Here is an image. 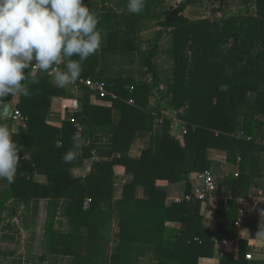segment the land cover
I'll return each instance as SVG.
<instances>
[{
	"label": "trees",
	"instance_id": "obj_1",
	"mask_svg": "<svg viewBox=\"0 0 264 264\" xmlns=\"http://www.w3.org/2000/svg\"><path fill=\"white\" fill-rule=\"evenodd\" d=\"M215 1L222 7L232 0ZM11 2L32 29L28 36L36 53L34 61L18 62L0 91L4 107L19 94L15 106L24 118L10 143L0 142V161L11 163L12 171L25 172L7 179L0 189V215L18 216L19 209L8 205L13 199L25 205L33 199H47L43 250L72 256L73 264H94L104 254L114 218L117 241L110 261L101 264H140L142 257L152 264H198L200 258L212 257L217 238L237 235V198L242 192L249 194L252 181L246 156L264 151V141L253 138L256 116L264 114V0L253 1L252 14L225 13L198 20L184 13L192 0L159 12L154 10L164 0H123L129 8L123 11L76 0L75 12L67 0ZM56 18L54 29L33 30L41 21ZM154 20L172 28L167 50L172 69L166 78L170 98L161 87L165 79L153 59L157 45L143 47L138 42L139 32ZM61 54L70 59L59 64L66 75L77 73L104 82L116 97L89 95L84 87L68 89L54 83L48 69L58 65ZM35 65L41 67L33 74ZM144 72L151 73V78L143 77ZM58 96L80 101L74 116L64 118L61 126L47 121ZM152 96L159 98L156 108L148 106ZM164 107L186 123L185 133L170 132L172 115H164ZM115 109L122 112L118 124L112 120ZM240 117L244 124L238 136ZM158 118L163 119L159 154L152 139L139 158L94 161L85 177L72 176V169L85 166L93 156L96 133H113L114 152L127 154L137 133L153 132ZM210 148L225 150L228 159L239 161L241 168L235 180L227 178L233 184V196L219 202L220 227L215 233L203 226L208 200L190 195L191 175L208 169ZM128 171L134 173V180L124 186L122 198L114 200V176ZM37 175H43L44 181ZM181 181L187 182L186 195L191 197L168 205L166 192L158 187ZM139 185L149 188V197H137ZM88 198L91 202L85 207ZM58 217L69 219V232L56 229ZM169 222L180 226L171 227ZM2 229L12 231L13 227L7 222ZM240 243V257L221 259V264H246L248 243Z\"/></svg>",
	"mask_w": 264,
	"mask_h": 264
},
{
	"label": "crops",
	"instance_id": "obj_2",
	"mask_svg": "<svg viewBox=\"0 0 264 264\" xmlns=\"http://www.w3.org/2000/svg\"><path fill=\"white\" fill-rule=\"evenodd\" d=\"M29 1V0H28ZM15 5V4H14ZM42 6L41 3H39ZM16 6V5H15ZM57 25V18L55 20H45L39 23V27L33 29L38 30H51ZM28 26L26 37L24 40L25 45L30 46L36 53V48L33 46L32 39L28 36L31 32ZM69 57L61 54L57 56V66L64 61H69ZM41 67L35 65L32 73ZM63 71V70H62ZM54 83L57 85L73 88L70 86L67 78L60 77L59 75H51ZM151 78V77H149ZM10 80V79H9ZM9 82V81H8ZM161 87L165 90L167 97L172 96L170 87L165 89L163 82ZM76 88V87H75ZM264 90V86L261 87ZM4 90V89H3ZM0 90V91H3ZM109 97L115 98L116 96L111 93ZM19 100V94H15L11 104L8 106H0V142L10 143L12 133L17 131L16 120L18 118L12 115L11 107L18 110L16 102ZM131 102V101H130ZM159 103L158 96H152L149 99L148 106L156 108ZM78 97L58 96L54 98L51 110L48 114L47 121L50 124L61 126L64 118L74 116V112L79 108ZM164 115H172V111L168 107L162 109ZM10 117V118H9ZM122 112L118 109L113 111V123L118 124L121 120ZM170 132L177 135L178 132L183 133L187 130V125L177 118L171 116ZM154 131H139L132 143L131 149L127 154L116 153L113 150V133L99 132L94 135V143L96 147L93 151V156L88 160L85 166L74 168L71 171L74 177H85L91 170V164L94 161H108L114 157L130 156L132 158H139L142 151L151 146L153 139L154 150L157 154L161 150V137L163 131V119L156 120ZM263 121L264 114H257L256 128L253 136L257 142L264 141L263 139ZM244 119L239 118L237 134L241 136L243 131ZM251 139V138H249ZM88 141V140H87ZM80 152V150H78ZM239 161H232L228 159V154L225 150L210 148L208 150V169L214 180V187L210 191L203 192V199L208 200V205L204 214L203 226L210 232H217L220 227V220L216 217V212L221 199H230L233 196V184L227 181L228 177L236 179L240 173ZM246 171L252 175L250 183V190L247 196L242 192L237 198L238 207V231L234 238L220 237L216 239L214 246V255L212 257H202L198 264H221V259H238L241 255L240 240L246 241L247 247L245 251L246 264H264V151L255 150L246 156ZM199 172L191 175L192 180V193L190 195L197 196V190L202 189L204 186L203 179L199 177ZM24 171H12L11 163L0 161V189L5 185V181L11 177L19 178ZM37 179L44 181L43 175H37ZM231 179V180H232ZM134 180V173L128 171L125 174H117L114 176V200L122 198L124 193V186ZM158 188L164 190L167 195V203L171 205L174 202L186 197L187 182L181 181L170 183L167 185L159 186ZM136 195L139 198H147L150 195V190L146 186L139 185L136 188ZM61 204L65 203L62 199ZM11 207H16L20 212H24L26 216L24 219L23 235L19 237L18 234L11 231H3L4 216H0V264H73L74 258L67 255H54L45 253L43 250V241L45 236V223L48 207L47 199H33L28 205H25L18 199H13L8 203ZM21 209V210H20ZM26 209L27 211H25ZM230 210V207H227ZM17 220V218H15ZM169 226L177 228L179 223L169 222ZM56 229L63 232H69L70 221L68 218L58 217L56 221ZM112 230L108 234V239L104 242L105 252L97 258L94 264H101L109 262L111 255L114 251L117 231V221L114 218L110 224ZM227 240L228 243L224 244L222 241ZM140 264H152L146 257L140 259Z\"/></svg>",
	"mask_w": 264,
	"mask_h": 264
},
{
	"label": "built area",
	"instance_id": "obj_3",
	"mask_svg": "<svg viewBox=\"0 0 264 264\" xmlns=\"http://www.w3.org/2000/svg\"><path fill=\"white\" fill-rule=\"evenodd\" d=\"M27 30V21L21 17L18 7L11 0H0V90L4 89L11 76L14 75L16 65L20 60L32 62L35 59L34 50L24 43ZM49 73L67 78L70 86L76 88L84 87L89 95L97 94L106 97L111 94L104 82L84 78L77 73L72 76L66 75L56 66L49 69ZM14 115L18 120H24L19 110H14ZM198 174L204 183L203 188L197 190L198 198H202L203 192L213 189L214 180L211 173L207 170ZM190 197V195H187L180 201ZM90 202L91 198H88L85 207H88ZM222 242L224 244L228 243L227 240Z\"/></svg>",
	"mask_w": 264,
	"mask_h": 264
},
{
	"label": "rangeland",
	"instance_id": "obj_4",
	"mask_svg": "<svg viewBox=\"0 0 264 264\" xmlns=\"http://www.w3.org/2000/svg\"><path fill=\"white\" fill-rule=\"evenodd\" d=\"M74 1L76 0H67V3L71 9V11H76L74 6ZM98 3L102 7H117L120 11L127 10L129 8L123 5V0H115L112 3L103 2V0H91ZM182 0H164L163 5H157L154 12H159L164 8L174 7L177 6ZM192 4L188 5L185 9V15L191 20H198L203 18L213 19L225 13L229 14H238V13H246L252 14L254 13V0H248V2L243 3L242 0H232L228 2L225 6L220 7L219 3L215 0H192ZM171 31L172 28L166 27L164 22L161 20H154L149 23V27L146 29H142L138 35V42L143 47H151L153 45H157L155 47L156 53L153 57L155 63L157 64V68L159 70V74L162 78H164V86L165 89L170 87L168 80L166 79L168 75L171 74V61L170 56L167 52L170 43H171ZM161 32V36L159 33ZM86 37L90 35L85 34ZM191 51L190 49L188 52ZM191 55V52H189ZM144 71H147L146 69ZM151 77L152 74L148 72H144L143 77ZM19 121L16 120V127ZM21 210V209H20ZM27 211L26 209H24ZM4 216L3 220L4 223H10L13 227L12 233L18 234L19 237L23 235L24 229V219L23 217L26 216L24 212H20L18 216L12 219V217H8L7 214L0 215ZM6 221V222H5ZM9 232V231H8Z\"/></svg>",
	"mask_w": 264,
	"mask_h": 264
},
{
	"label": "water",
	"instance_id": "obj_5",
	"mask_svg": "<svg viewBox=\"0 0 264 264\" xmlns=\"http://www.w3.org/2000/svg\"><path fill=\"white\" fill-rule=\"evenodd\" d=\"M11 111H12V115H14V109L13 107H11ZM10 118V117H9Z\"/></svg>",
	"mask_w": 264,
	"mask_h": 264
}]
</instances>
